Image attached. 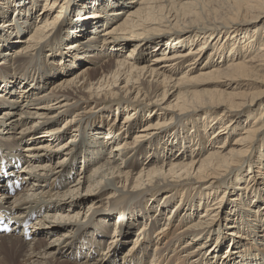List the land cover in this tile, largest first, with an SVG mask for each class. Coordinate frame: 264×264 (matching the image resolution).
Wrapping results in <instances>:
<instances>
[{"label": "bare ground", "instance_id": "1", "mask_svg": "<svg viewBox=\"0 0 264 264\" xmlns=\"http://www.w3.org/2000/svg\"><path fill=\"white\" fill-rule=\"evenodd\" d=\"M40 1L37 16L33 0H9L7 10L0 12V108H7L0 114V264H264V247L257 250L264 246V195L251 185L264 178V158L257 159L258 166L257 160L253 163L259 173L239 175L230 185L232 191L224 188L223 178L250 159L258 140L264 142V109L258 118L250 116L249 125L230 118L229 111L247 110L264 90L258 93L259 86L245 98L244 93L218 89L217 94L193 99L191 109L182 91L209 77L233 89L252 87L257 79L264 87V75L258 74L264 72V29L258 35V27L253 28L244 50L234 43L229 49L232 58L222 65L220 59L229 56L218 36L230 39L239 23L186 24L178 12L164 13L174 4L186 7L189 0ZM71 4L76 12L68 18ZM239 6L245 15L242 22L264 17V0H239ZM11 8L16 12L12 20ZM158 31L188 36L164 40ZM259 40L256 50L254 41ZM201 61L206 62L204 69ZM185 62L189 67L177 77ZM177 92L183 96L172 104L174 99L169 100ZM155 106L162 109L161 115H143ZM202 114L209 115L198 120ZM188 122L198 129L184 132ZM67 131L71 138L55 145ZM203 187L205 195L200 193L194 201L191 191L199 193ZM83 189L92 195L85 198ZM233 191L239 202L231 204L239 208L234 215L240 218H229L233 208L224 218L222 203ZM242 202L246 208L238 207ZM169 208L176 211L166 214V222L154 218ZM223 220H229L224 227ZM134 232L121 260L116 247ZM107 237L104 250L102 240ZM228 241L230 251L224 254ZM150 245L156 248L153 254Z\"/></svg>", "mask_w": 264, "mask_h": 264}, {"label": "rangeland", "instance_id": "2", "mask_svg": "<svg viewBox=\"0 0 264 264\" xmlns=\"http://www.w3.org/2000/svg\"><path fill=\"white\" fill-rule=\"evenodd\" d=\"M24 2H26V3H28L27 1H32V0H23ZM34 1V6H36V8H35V15L37 16V13H39L40 11H41V9H42V7H43V2L42 1H40V0H33ZM7 2H9V0H0V12H5L6 10H7V7H6V3ZM189 4L186 6V7H180V6H178V5H172V6H169V7H167V8H165L166 10L164 11V13H166V11L167 10H173V11H176V12H178V14H179V18H180V22L181 23H189V22H195V21H197V20H199V22H203V23H208V22H213V21H216V20H219V21H222V24H224V23H230L232 20H235V22H238L239 24H237L235 27H234V29L232 30V37L229 39L227 36H226V34H222V35H220V36H218L219 37V39H218V41L222 44V45H224V47H222L223 49H225V51H226V53L228 52V58H226L225 59V56L222 58V59H220V61H222L220 64H222V65H226L225 64V60H229V59H231L232 58V56L230 57V55H231V52L229 53V49L231 48V46H233V44L234 43H236V42H238V44H234V45H237V46H239L240 48L239 49H243V46H244V44H245V42L246 41H248L254 34V30H253V28H255V27H258V30L256 31L257 32V34L259 35V33L261 32V31H263V29H264V17L263 18H260L259 20H257V21H247V22H242V20H243V18H244V12L242 11V10H240V6H239V0H189ZM67 3V2H66ZM65 3V4H66ZM176 7V8H175ZM70 9H71V12L68 14V18H71V16H72V18L74 17V15H75V12H76V9H75V6H74V4H71L70 5ZM118 9V8H117ZM13 9L11 8L10 10H9V17H10V20H12V19H14V17L16 16V12H13L12 11ZM186 13V14H185ZM182 14V15H181ZM183 17H184V19H183ZM9 19V18H8ZM234 22V23H235ZM110 25L111 24H108V25H106V26H104V28H102L101 30H100V32H103L105 29H107L108 27H110ZM34 27V24L32 25V27H30V29L28 30V31H31L32 30V28ZM172 31V30H171ZM171 31H158V32H156V33H158V34H160V35H163L164 37H165V39L164 40H168L169 38H172V39H180V41H183L184 40V37H186V36H188V35H186V36H184V37H180V35H178V34H180V33H169V32H171ZM256 34V35H257ZM127 35V34H126ZM255 35V36H256ZM254 36V37H255ZM22 37H24V36H22ZM85 37V36H84ZM262 37H263V35H262ZM83 38V37H82ZM209 38H207L206 40H208ZM261 39V38H260ZM20 40H22V38H18V44H19V42H20ZM211 41H217V40H211ZM261 42V40H259L258 42H256V41H254V43H256L255 45H256V47H255V49L257 50L259 47H260V45H259V43ZM201 43H203V41H199L198 42V44H201ZM18 44H17V46H14L13 48H10V49H8V54H10V53H13L14 52V49L16 48V47H18ZM179 45H181V43L179 44ZM130 50V48H127L126 50H124V52H123V54H121L120 56H123V55H125V53L126 52H128ZM187 50H189V47H186V48H184V51H187ZM244 50V49H243ZM136 53H138V51L136 52ZM165 52H163V54H164ZM153 56L154 55H152L150 58H148L147 59V62H149V63H151V59L153 58ZM218 58H219V56H216L215 57V59H214V64H216L217 63V61H218ZM104 59H106V58H104ZM206 59V57L204 58V60ZM224 62V63H223ZM205 64L206 62L205 61H201L200 62V69H204L203 67H202V64ZM87 64V62H84L83 64H79L78 66H76V68H75V70L73 71V73L75 74L77 71H79L83 66H85ZM189 64V62H185V65L182 67V70L181 71H178L177 72V77H180L183 73V70H186L189 66H187ZM214 64H212V65H214ZM2 66V65H1ZM11 67V66H10ZM192 72H196V73H193V75H195V74H197L198 72H199V68H197V69H194ZM259 75H264V72H259L258 73ZM62 77V76H61ZM203 80H210V82H208V83H203L202 81ZM203 80H199V81H195V84H191V85H188L187 87H184L183 89H182V91H185V93H183V95L184 94H186L185 96L187 97V100L185 101V104H186V107H187V109H191V107L193 106V99H199V98H202V97H206V96H211V95H213V93H218L217 92V90L218 89H222V90H224V92H226L227 94L229 93V92H231V91H235V92H240V93H244V94H242L241 96L242 97H244L245 96V98H250V96L253 94V92L254 91H256V90H258V89H260V87L259 86H262L261 87V89L258 91V93L261 91V90H264V87H263V85L261 84V83H259L258 81L259 80H261V79H257V82H254L253 84H254V86H250V87H245V86H239L238 88H235V89H233V88H231L230 86H227L223 81L224 80H222V84H221V82H218V81H216V78H212V77H209V78H205V79H203ZM54 81H57V80H54ZM54 81H52L51 83H49L48 84V86H47V88L45 89V90H43V91H47L48 89H49V87L52 85V83H55ZM249 82H251L250 80H249ZM197 83H200V84H197ZM258 85V86H257ZM123 86V85H122ZM233 86H236V84H232V87ZM256 86H257V88H256ZM38 91H35V93H37ZM40 92V91H39ZM179 92V91H178ZM175 93L171 98H170V100L169 101H171V100H173L172 101V104H174V103H176V100L175 99H177V97H179V96H183L182 94H179V93ZM184 96V97H185ZM223 97V96H222ZM231 97V96H230ZM229 97V98H230ZM244 98V99H245ZM31 100V99H30ZM231 100V99H230ZM232 100H233V98H232ZM33 101V100H32ZM32 101H30V102H32ZM168 101V102H169ZM239 101V100H238ZM167 104V103H166ZM1 105V104H0ZM165 106V105H164ZM172 109H176L175 107L174 108H172ZM264 109V96H262L261 98H259L257 101H256V103L255 104H253V105H251V106H249L248 107V109L247 110H241V109H234L233 111H229V117L231 118H236L237 120L236 121H242V124L243 123H246V121H249L248 123H246V125L248 124H250V122L253 120V118L251 119V115H253L254 114V116L253 117H259V114H260V112L262 111ZM7 110V108H3V107H1L0 108V114H4L5 113V111ZM161 112H162V109L159 107V106H155V107H153V109H152V111H151V113L149 114H147V113H143V115H146V117H148V115H150V117H154L155 116V114H156V117L157 116H159V115H161ZM259 113V114H258ZM210 114V113H209ZM208 114V115H209ZM124 113L120 116V118H119V120L120 121H122L123 119H124ZM208 115H205V114H202V115H199V117H196L198 120H203L204 118H205V116L207 117ZM215 115L216 116H218L219 114H217V113H215ZM111 118V121L110 122H112V121H114L113 119H115V115H114V117H110ZM194 118V117H193ZM229 118V119H230ZM209 119V118H208ZM65 121V118L64 119H62L59 123H58V126L59 125H61L63 122ZM34 121H31L28 125L29 126H31L32 125V123H33ZM203 124V123H202ZM27 126V125H26ZM35 128H39L40 130H42V131H45V130H47V126H43V125H40V126H38V125H35L34 126ZM242 127H243V125H242ZM242 127L240 128V131H241V129H242ZM198 129V125H196V126H193V123L192 122H188L187 124H186V127H185V125H184V132H186V133H192V132H194L195 130H197ZM65 128L62 130V132L64 131L65 132ZM216 130V127L215 128H213L209 133H208V136H211L212 134H213V132ZM240 132H238L237 134H235L232 138H231V140L232 141H234L237 137H239L240 136V134H239ZM168 135V133H166V132H164V138L165 139H167V136ZM71 136H72V133L71 132H69V131H67V133H66V135L62 138V140H60V141H58L55 145H57V144H60V143H62V142H64V141H66L67 139H69V138H71ZM41 141H38V143H40ZM157 143V142H156ZM156 143H154V144H156ZM256 148H253L252 149V154H250V157H248V158H250V159H248V160H246V162L244 163V165L242 166V167H239V166H236L235 165V167H237V169L236 170H234L231 174H230V176L229 177H223L224 179H226V184L224 185V188H226V187H228V191H232L233 190V188H230V185H232V184H234V182H235V180H236V178L239 176V175H241V174H245V176L246 175H248L249 173H252V175L251 176H254V174L256 175V174H258L259 172H257L256 170H257V166L259 165V160H257L260 156H262L263 158H264V142L261 140V141H259L258 140V142H256ZM80 146H81V140L79 141V143L74 147V151L77 149V148H80ZM153 146H157V145H153ZM152 146V147H153ZM213 145H208L207 146V148L208 149H211V147H212ZM24 147H27V145L25 144L24 145ZM153 148L154 150H156V148ZM109 150H107V152H108ZM53 152H55V153H57L58 151H53ZM154 155H155V153H154ZM158 155L160 156V157H162V154H159L158 153ZM62 156V154H57V156H56V158H60ZM144 159H146L145 157H143ZM150 159H151V157H150ZM149 159V160H150ZM149 160H147V161H149ZM257 160V161H256ZM80 161H81V159H80ZM254 161H256V165H254L253 163H254ZM262 161H263V159H262ZM144 162V161H143ZM261 162V161H260ZM24 163H25V161H24ZM258 163V164H257ZM252 164V166H250ZM142 165V164H141ZM261 165H264V164H261ZM82 167H81V165H79L78 166V171L81 169ZM231 170V169H230ZM227 183L229 184L228 186H227ZM251 185H254V187H253V189H257V188H259V189H261V191H262V194L264 195V178H258V179H256V181H253V183L251 184ZM69 186V185H68ZM65 190H67V188L66 189H63V191H65ZM206 187H203L202 188V191H199V193L198 192H196V191H191V194L192 195H189V196H194V201L196 200V199H198L199 198V194L200 193H203L204 195H205V193H206ZM235 190H237V187L234 189V191ZM55 190H54V188H52V192H54ZM221 191H223V190H221ZM220 191V192H221ZM234 191L230 194L231 196H228V197H226V199L224 200V202L222 203V217H224L225 218V213L226 212H228V214L230 213V210H231V208H233V212H232V214L229 216V218H240V215H234L238 210H239V208H234V205L233 204H231V203H238L239 201H237V200H235L236 198H238L237 196H236V194L234 193ZM219 192V193H220ZM83 195H84V197L86 198V197H88V196H90V195H92V193H86L85 192V190L83 189L82 190V192H81ZM162 192H160V194H161ZM241 194V193H240ZM10 195H12L13 196V194L12 193H10ZM93 195H96L95 194V192L93 193ZM180 195H182V193H180ZM185 195H187V194H185ZM242 195V194H241ZM183 196V195H182ZM212 198V197H211ZM211 198H210V201H211ZM252 197H250V199H251ZM246 199H248V202H249V197H246ZM246 199H244V201H246ZM110 202H115L114 200H109ZM177 201V200H176ZM176 201H174V204L176 203ZM255 202H256V199L254 200ZM211 202H213V201H211ZM254 202V203H255ZM246 204L245 203H243L242 202V204H241V206H238V207H243V208H246V206H245ZM249 205L252 207V203L251 202H249ZM172 207H173V205H172ZM170 208H171V206H170ZM167 209L166 210V212H164V215H162V216H160L159 215V213H156L155 214V217L154 218H156V217H158V219H164V220H162L161 222H162V224L164 223V222H166L167 220V218H166V214L167 213H169V212H175L176 211V209L174 210V208L173 209ZM181 209V208H180ZM202 210H200L199 212H198V214H196L194 217H195V219H198L199 218V214H200V212H201ZM46 211L44 210V213H45ZM185 212H181V214H182V216H184L185 214H184ZM180 214V212H178V214L177 215H179ZM37 215V218H40L41 219V216H38V212L37 213H35V216ZM235 219V220H236ZM177 220V221H176ZM178 220H179V218H177L176 219V217H175V219L173 220V221H176V222H174L173 223V225H172V220H170V221H168L169 222V226H174V228L176 229V226L178 225ZM250 220H252V219H250ZM153 220L151 219V222H152ZM228 223L229 222V220L228 221H222V226L224 227L225 226V223ZM256 224V223H255ZM159 225H161L160 223H159ZM176 225V226H175ZM229 225V224H228ZM233 226L235 225V224H232ZM112 227H111V233H112V231H114V226H113V224L111 225ZM174 229V230H175ZM32 230V229H31ZM19 233V232H18ZM157 233V232H156ZM257 233L259 234V236L261 237V236H263L262 234L263 233H261V232H259V231H257ZM55 234V233H54ZM53 235V234H52ZM51 235V236H52ZM135 235H137V232H134L129 238H130V240L129 241H124L123 240V244L120 246V248H118V247H116V250H118V254H119V258L122 260V256L125 254V251L126 250H128L129 249V247H130V245L133 243V240H134V237H135ZM41 236H43V235H41ZM156 234L154 235V239L156 240ZM31 239V238H30ZM29 239V240H30ZM33 239V238H32ZM53 239V237L50 239V240H52ZM109 239H110V237H107V238H104V240H102V246L103 245H105L104 246V250H106V247H107V243H109L108 241H109ZM32 241V240H31ZM30 241V242H31ZM253 243H256V242H253ZM261 243V242H260ZM117 244V243H116ZM229 244H230V241H228V242H226V244L224 243L223 244V248H224V250H222L223 252H224V254H228L229 252L228 251H230V248H229V250H228V247H229ZM159 247H161V245L159 246ZM230 247L232 248L233 247V242L231 243V245H230ZM251 247V246H250ZM258 247V246H257ZM257 247H255V248H257ZM261 247V249H263V244H261V246H259L258 248H257V250H259V248ZM103 249V248H102ZM155 249L156 248H154V246H152V245H150L149 246V248H148V252H152V254H153V252L155 251ZM246 249H249V246H247L246 248H241V251H243V252H245L246 251ZM251 249H252V247H251ZM154 250V251H153ZM170 251V250H169ZM169 251H168V253H169ZM102 253V252H101ZM168 253H166L165 255H166V257L168 256H170V253L168 254ZM152 254H151V256H152ZM143 256V255H142ZM15 257V256H14ZM96 258H99V254H98V256L96 255ZM93 262L94 261H96V260H92ZM151 260H146V263L145 264H151V262H150ZM84 262V260H82V261H80V263H83ZM93 262H91V263H93ZM77 263H79V262H76V263H73V264H77ZM161 264V263H160Z\"/></svg>", "mask_w": 264, "mask_h": 264}]
</instances>
